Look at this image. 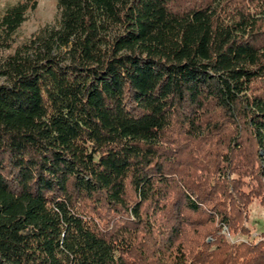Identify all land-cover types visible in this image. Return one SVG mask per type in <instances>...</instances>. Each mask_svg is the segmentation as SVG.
<instances>
[{
	"label": "trees",
	"instance_id": "1",
	"mask_svg": "<svg viewBox=\"0 0 264 264\" xmlns=\"http://www.w3.org/2000/svg\"><path fill=\"white\" fill-rule=\"evenodd\" d=\"M0 7V264H264V0ZM3 52V53H1Z\"/></svg>",
	"mask_w": 264,
	"mask_h": 264
},
{
	"label": "rangeland",
	"instance_id": "2",
	"mask_svg": "<svg viewBox=\"0 0 264 264\" xmlns=\"http://www.w3.org/2000/svg\"><path fill=\"white\" fill-rule=\"evenodd\" d=\"M16 1L20 0H0V7ZM57 18L55 0H37L33 9L25 11L23 21L13 34V44H20L27 37L38 34L44 28L56 26ZM0 82H2L1 79ZM244 225L248 228V235L245 236L235 235L230 237L225 228L222 232L231 241H245L264 237V209L256 201H253L250 205L247 221Z\"/></svg>",
	"mask_w": 264,
	"mask_h": 264
}]
</instances>
